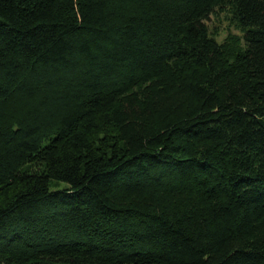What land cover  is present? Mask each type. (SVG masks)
<instances>
[{"label":"trees","instance_id":"obj_1","mask_svg":"<svg viewBox=\"0 0 264 264\" xmlns=\"http://www.w3.org/2000/svg\"><path fill=\"white\" fill-rule=\"evenodd\" d=\"M0 264H264V0H0Z\"/></svg>","mask_w":264,"mask_h":264},{"label":"rangeland","instance_id":"obj_2","mask_svg":"<svg viewBox=\"0 0 264 264\" xmlns=\"http://www.w3.org/2000/svg\"><path fill=\"white\" fill-rule=\"evenodd\" d=\"M207 23L210 27V31L213 37L219 42H227L233 44H243L241 36L242 31L233 23L227 12H220L219 14H213ZM16 103V102H15ZM15 103H11L9 110H17Z\"/></svg>","mask_w":264,"mask_h":264}]
</instances>
